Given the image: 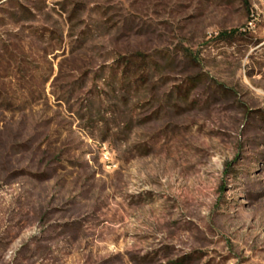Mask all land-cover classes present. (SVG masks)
Masks as SVG:
<instances>
[{"label": "rangeland", "instance_id": "obj_1", "mask_svg": "<svg viewBox=\"0 0 264 264\" xmlns=\"http://www.w3.org/2000/svg\"><path fill=\"white\" fill-rule=\"evenodd\" d=\"M0 264H264V4L0 0Z\"/></svg>", "mask_w": 264, "mask_h": 264}, {"label": "built area", "instance_id": "obj_2", "mask_svg": "<svg viewBox=\"0 0 264 264\" xmlns=\"http://www.w3.org/2000/svg\"><path fill=\"white\" fill-rule=\"evenodd\" d=\"M262 4H264V0H260Z\"/></svg>", "mask_w": 264, "mask_h": 264}]
</instances>
